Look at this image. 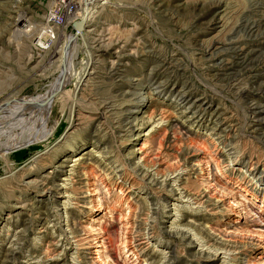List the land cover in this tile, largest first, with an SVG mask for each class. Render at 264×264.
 Masks as SVG:
<instances>
[{
  "label": "rangeland",
  "instance_id": "rangeland-1",
  "mask_svg": "<svg viewBox=\"0 0 264 264\" xmlns=\"http://www.w3.org/2000/svg\"><path fill=\"white\" fill-rule=\"evenodd\" d=\"M82 2L0 0V264H264V0Z\"/></svg>",
  "mask_w": 264,
  "mask_h": 264
},
{
  "label": "bare ground",
  "instance_id": "bare-ground-1",
  "mask_svg": "<svg viewBox=\"0 0 264 264\" xmlns=\"http://www.w3.org/2000/svg\"><path fill=\"white\" fill-rule=\"evenodd\" d=\"M59 1V0H58ZM57 3V2H56ZM60 5V4H59ZM82 5H83V7H84V10H83V13L81 14V20H79L78 22L79 23H83V27L85 28L86 26V24L88 23V20H91V18L93 17V14L95 13V11H94V0H83V2H82ZM58 6V5H57ZM56 6V7H57ZM80 9H81V7H80ZM79 9V10H80ZM76 15H79L78 13H76ZM78 24V23H77ZM248 24V23H247ZM251 24V23H250ZM249 24V25H250ZM253 25H254V23H253ZM258 26V25H257ZM87 28V27H86ZM246 28V27H245ZM250 29V28H249ZM250 31H252V30H250ZM81 32V31H80ZM77 37V36H76ZM39 43L41 44V45H43V42L40 40L39 41ZM73 45V44H72ZM75 45V44H74ZM71 46V45H70ZM69 46V51L70 50H72L71 48H72V46L70 47ZM71 56H72V54H71ZM65 69V68H64ZM67 71V70H66ZM67 75V74H66ZM66 75H61V76H59L60 77V79L57 81L58 82V84H56V85H54L53 87H52V89L48 92V93H46L45 95L44 94H42V95H40V96H37V97H35L36 99H37V102L36 103H34V105L33 106H30L29 108H28V110L30 111L31 110V112L29 113V114H20V115H22V121L21 120H19L20 122H19V124L22 126L23 124H26V123H29L28 121H31L34 117H35V115L38 113V112H42V116H46L47 115V106H46V101H49V99L50 98H52L53 96L52 95H54L58 90H60L62 87H63V85L66 83V82H69V80L67 81V78H66ZM70 77V76H69ZM70 79V78H69ZM52 85H53V83H52ZM67 85V84H66ZM53 91V93L51 94V92ZM46 99H48V100H46ZM13 100V99H12ZM26 100H24V101H15V102H13V103H11L10 105H8L7 104V106L5 107V108H3V110L2 111H0V119H1V121H0V124H2V121H3V119H2V117L4 116V115H7L8 117H12V114H15L16 112H10V111H14V110H18V104H19V102L21 103V104H23V102H25ZM27 110V111H28ZM43 110V111H42ZM47 117V116H46ZM46 117L43 119V123L45 122V120H46ZM12 119V118H11ZM13 120H17V119H13ZM13 120H9L10 122H13ZM47 121V120H46ZM17 126V125H16ZM33 127V126H32ZM7 137V136H6ZM19 137V136H18ZM18 137H10V138H8L7 140H5V141H3V140H1V137H0V156L1 155H6L7 153H9V152H11V151H13V150H15V149H18V148H22V147H24V146H27V145H29V144H31L32 142H35V141H37L39 138H26L25 140H21L20 138H18Z\"/></svg>",
  "mask_w": 264,
  "mask_h": 264
},
{
  "label": "water",
  "instance_id": "water-1",
  "mask_svg": "<svg viewBox=\"0 0 264 264\" xmlns=\"http://www.w3.org/2000/svg\"><path fill=\"white\" fill-rule=\"evenodd\" d=\"M76 28H77L78 30L82 29V28H83V23H78V24H76ZM62 76H63V75H62Z\"/></svg>",
  "mask_w": 264,
  "mask_h": 264
},
{
  "label": "built area",
  "instance_id": "built-area-1",
  "mask_svg": "<svg viewBox=\"0 0 264 264\" xmlns=\"http://www.w3.org/2000/svg\"><path fill=\"white\" fill-rule=\"evenodd\" d=\"M65 1V0H64Z\"/></svg>",
  "mask_w": 264,
  "mask_h": 264
}]
</instances>
